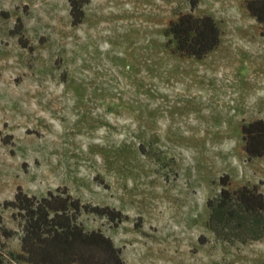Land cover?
I'll use <instances>...</instances> for the list:
<instances>
[{
	"label": "rangeland",
	"instance_id": "1",
	"mask_svg": "<svg viewBox=\"0 0 264 264\" xmlns=\"http://www.w3.org/2000/svg\"><path fill=\"white\" fill-rule=\"evenodd\" d=\"M0 0V221L16 234L18 188H66L121 249L124 264H264V236L226 241L206 201L228 189L264 195V155L247 159L241 126L264 120V34L247 0ZM211 17L218 45L180 56L165 36L178 15ZM19 33V35H16ZM5 264H16L4 255Z\"/></svg>",
	"mask_w": 264,
	"mask_h": 264
},
{
	"label": "trees",
	"instance_id": "2",
	"mask_svg": "<svg viewBox=\"0 0 264 264\" xmlns=\"http://www.w3.org/2000/svg\"><path fill=\"white\" fill-rule=\"evenodd\" d=\"M190 8L198 0H187ZM83 0L70 1L71 24L81 23ZM249 15L264 34V0H247L244 3ZM165 36L174 44L180 56L201 59L219 43V31L208 16L196 17L184 13L171 20ZM19 35V33H16ZM243 151L247 159L264 155V120L257 119L240 128ZM217 196L206 201L209 210L207 226L217 238L246 242L264 236V195L256 187L243 186L229 190L228 176L219 179ZM12 210V220L20 231L19 252L8 253L5 242L16 232L0 221V264L4 255L16 264H124L121 249L99 230H85L78 221L82 213L106 218L117 226L122 221L118 211L108 207L82 204L72 197L66 188L48 191L36 197L18 188L13 200L3 203Z\"/></svg>",
	"mask_w": 264,
	"mask_h": 264
}]
</instances>
